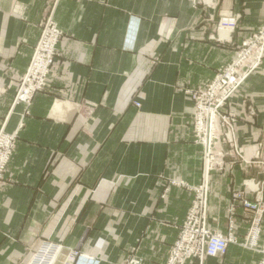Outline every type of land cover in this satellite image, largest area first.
<instances>
[{"label": "crops", "instance_id": "crops-1", "mask_svg": "<svg viewBox=\"0 0 264 264\" xmlns=\"http://www.w3.org/2000/svg\"><path fill=\"white\" fill-rule=\"evenodd\" d=\"M227 18L233 31L218 25ZM46 22L62 32L46 86L14 104ZM263 22L264 0H0V131L16 142L0 186V264H28L45 241L61 246L54 264H165L203 182L191 95ZM223 112L236 153L223 146L225 168L208 177L206 221L227 235L232 220L241 242L252 217L241 199L264 203V63ZM260 259L231 244L186 264Z\"/></svg>", "mask_w": 264, "mask_h": 264}, {"label": "built area", "instance_id": "built-area-1", "mask_svg": "<svg viewBox=\"0 0 264 264\" xmlns=\"http://www.w3.org/2000/svg\"><path fill=\"white\" fill-rule=\"evenodd\" d=\"M236 25L237 18H227L219 23L220 29L228 31H233ZM61 37L62 32L51 22H46L43 25L27 71L16 92L14 104L29 105L34 96L44 90ZM263 52L264 24L256 34L242 43L236 57L222 67L212 81L191 95L194 103L193 137L195 143L203 148V182L198 188L193 189L194 199L183 224L178 230L177 238L170 248L165 264H186L193 258L202 260L205 257L223 256L226 254L228 246L234 243L232 220L227 235L213 232L207 226L208 177L214 171L223 170L222 155L220 157L216 154L217 142L222 136V126L226 131H229L226 140H229V143L232 142L230 132L233 131V116L230 114L221 116V110L251 71L261 65ZM136 106L139 105L136 104ZM15 144L14 136L0 131V186L15 149ZM235 199H241V196L237 194ZM241 201L243 209L254 214L252 227L247 238L251 240V249L263 255L258 264H264V245L258 246L264 203L253 204L242 199ZM230 212L231 216L234 215V206ZM58 247L53 243L43 242L28 264H53L55 255L59 250ZM124 264H141V262L139 259L131 257Z\"/></svg>", "mask_w": 264, "mask_h": 264}, {"label": "rangeland", "instance_id": "rangeland-1", "mask_svg": "<svg viewBox=\"0 0 264 264\" xmlns=\"http://www.w3.org/2000/svg\"><path fill=\"white\" fill-rule=\"evenodd\" d=\"M220 23V22H219ZM263 24H264V22H263ZM219 25V24H218ZM262 27V26H261ZM261 27L255 32V33H253L250 37H252L254 34H256L260 29H261ZM249 37V38H250ZM248 38V39H249ZM248 39H246V40H248ZM245 42V41H244ZM243 42V43H244ZM242 47V44H241V46L237 49V51H236V55H237V53L239 52V50H240V48ZM263 63H264V52H263V56H262V61H261V65H263ZM229 64V63H228ZM226 66V65H225ZM224 67V66H223ZM259 67V66H258ZM258 67H256L253 71H255ZM222 68V67H221ZM220 68V69H221ZM219 69V70H220ZM218 70V71H219ZM253 71H251V73H253ZM218 73V72H217ZM216 73V74H217ZM250 73V74H251ZM249 74V75H250ZM216 76V75H215ZM214 76V77H215ZM214 79V78H213ZM212 79V80H213ZM247 79V78H246ZM245 79V80H246ZM212 80H210V81H212ZM209 81V82H210ZM208 82V83H209ZM244 83V82H243ZM242 83V84H243ZM241 84V85H242ZM224 109V108H223ZM223 109L221 110V116H223V115H225L224 114V112H223ZM227 115V114H226ZM234 119V118H233ZM222 121V120H221ZM224 125V124H223ZM233 133H234V124H233V131L232 132H230V136H231V134H232V142H230L229 143V140H226V135H228L229 134V131H226V129H224V127L222 126V128H221V135L222 136H220V138H219V141L217 142V148H216V154H218L220 157H221V155H222V158H221V161H222V163H223V169L225 168V148H223V146L224 147H227L228 146V148H229V146L230 147H232V151L234 152V154H235V144H234V137H233ZM230 140H231V138H230ZM224 150V151H223ZM230 151H231V149H230ZM217 160H219V159H217ZM222 171V170H221ZM221 171H214V172H221ZM211 174V173H210ZM209 174V175H210ZM249 191H251V190H255V185L253 184V183H249L248 184V187H246ZM235 196L236 195H234V199H235ZM207 202H208V196H207ZM250 202V201H249ZM250 203H252V202H250ZM257 203H259V202H256V203H253V204H257ZM241 205H242V203H241ZM246 212V211H245ZM207 213V212H206ZM248 213V212H247ZM250 213V215H252V217L250 218L249 217V219H251L250 221H249V227H248V232H249V230L251 229V227H252V219H253V215L254 214H252L251 212H249ZM264 214V213H263ZM228 231H229V229H228ZM248 232H247V235H246V237L243 239V241H241V242H239V240L238 239H236L235 238V236L233 235V232H232V237H233V242L234 243H232V245L234 244V245H237V244H239V245H241V246H243L244 248H247V249H250V250H254V249H251L252 248V245H251V240H250V238L248 239L247 238V236H248ZM261 232H262V220H261V224H260V235H259V237H258V246H263L264 244H260V236H261ZM45 242H47V241H45ZM43 243V242H42ZM231 245V244H230ZM39 248H40V246H39ZM38 248V249H39ZM59 248V250H58V252L56 253V255H55V260H56V258L58 257V255H59V253H60V251H61V246H59L58 247ZM37 249V250H38ZM37 250H36V252H37ZM36 252L33 254V255H35L36 254ZM261 254V253H260ZM32 255V256H33ZM78 255H77V252H73L70 256H69V263H73L74 261H75V258L77 257ZM262 257H263V255L261 254V259H262ZM32 258V257H31ZM129 259V258H128ZM127 259V260H128ZM261 259L259 260V261H261ZM31 260V259H30ZM258 261V262H259ZM55 262V261H54ZM54 262H53V264H54ZM126 262V261H125ZM258 262L256 263V264H258Z\"/></svg>", "mask_w": 264, "mask_h": 264}]
</instances>
